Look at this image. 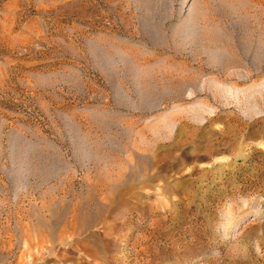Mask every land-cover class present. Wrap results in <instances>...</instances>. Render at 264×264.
Segmentation results:
<instances>
[{
  "label": "rangeland",
  "instance_id": "1",
  "mask_svg": "<svg viewBox=\"0 0 264 264\" xmlns=\"http://www.w3.org/2000/svg\"><path fill=\"white\" fill-rule=\"evenodd\" d=\"M0 264H264V0H0Z\"/></svg>",
  "mask_w": 264,
  "mask_h": 264
}]
</instances>
